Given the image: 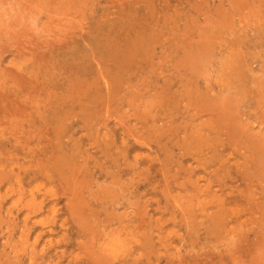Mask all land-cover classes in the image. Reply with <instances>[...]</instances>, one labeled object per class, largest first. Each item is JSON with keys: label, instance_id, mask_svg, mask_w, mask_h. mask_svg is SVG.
<instances>
[{"label": "rangeland", "instance_id": "obj_1", "mask_svg": "<svg viewBox=\"0 0 264 264\" xmlns=\"http://www.w3.org/2000/svg\"><path fill=\"white\" fill-rule=\"evenodd\" d=\"M263 87L264 0H0V264H264Z\"/></svg>", "mask_w": 264, "mask_h": 264}, {"label": "clouds", "instance_id": "obj_2", "mask_svg": "<svg viewBox=\"0 0 264 264\" xmlns=\"http://www.w3.org/2000/svg\"><path fill=\"white\" fill-rule=\"evenodd\" d=\"M121 243L122 242L119 240V238L114 237L107 243L106 247L113 251H117L119 250Z\"/></svg>", "mask_w": 264, "mask_h": 264}, {"label": "bare ground", "instance_id": "obj_3", "mask_svg": "<svg viewBox=\"0 0 264 264\" xmlns=\"http://www.w3.org/2000/svg\"><path fill=\"white\" fill-rule=\"evenodd\" d=\"M250 54V53H249ZM263 73V72H262ZM252 79V78H251ZM263 80V79H262ZM260 81V80H259ZM262 82V81H261ZM259 85H262V84H259ZM254 88V87H253ZM262 87H260V89H261ZM264 88V87H263ZM256 92V91H255ZM238 97V96H237ZM263 98V97H262ZM260 99V98H259ZM264 102V101H263ZM188 104V103H187ZM206 112V111H205ZM262 123V122H261ZM263 123H264V121H263ZM260 124V123H259ZM261 130V129H260ZM262 133V132H261ZM264 138V137H263ZM262 138V139H263ZM235 143V142H234ZM233 165V164H232ZM77 173H78V171H77ZM5 178V177H4Z\"/></svg>", "mask_w": 264, "mask_h": 264}]
</instances>
